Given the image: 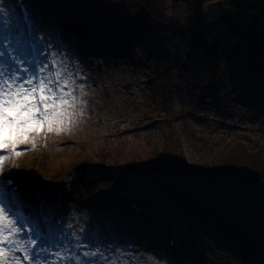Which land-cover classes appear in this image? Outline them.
Returning <instances> with one entry per match:
<instances>
[{"label": "rangeland", "instance_id": "1", "mask_svg": "<svg viewBox=\"0 0 264 264\" xmlns=\"http://www.w3.org/2000/svg\"><path fill=\"white\" fill-rule=\"evenodd\" d=\"M26 3L43 53L66 70V91L75 97L51 131L45 122L26 140L14 136V149L0 150V196L44 218L52 235L34 264H119L130 251L133 264H264L263 82L227 59L229 50L223 75L208 88L190 86L195 69L180 64V38L173 36L176 24L188 27L186 0ZM0 12V52L8 43L16 64L22 61L16 72L0 56V73L24 80L29 50L16 0H0ZM88 42L97 54L80 58L74 51ZM82 75L87 81L78 80ZM181 161L201 173L200 181L223 182L225 194L241 197L239 207L202 216L183 191L184 176L198 173L177 171ZM11 177L25 190L13 193L5 184ZM4 235L17 243L0 264H24L31 238L15 229Z\"/></svg>", "mask_w": 264, "mask_h": 264}, {"label": "trees", "instance_id": "2", "mask_svg": "<svg viewBox=\"0 0 264 264\" xmlns=\"http://www.w3.org/2000/svg\"><path fill=\"white\" fill-rule=\"evenodd\" d=\"M186 1L189 5L188 27L176 24L173 36L176 39L179 35L180 38L177 44H174L180 64L182 63L185 70H190L191 67L195 69V72L188 71L190 86L196 91L197 87L204 85L208 88L223 75L221 63L225 60L224 57L229 56V50L233 53L227 59L241 61L248 71L264 84V0ZM192 60L194 66H191ZM181 168L177 171L182 172L183 175L198 173L189 164L184 167L183 161ZM200 175L201 173L184 176V180L188 181V187L183 188V191L187 193L190 203L194 202L200 206L202 216H206L205 213H209L212 209L217 214L226 207H239L242 202L241 197L234 195L235 193L225 194L227 188L221 187L223 182L215 184L211 180L200 181L198 177ZM189 182L193 184L207 182L209 185L206 186L209 188L200 192L195 189L197 186L192 187ZM195 219L199 224L202 223L201 218ZM206 219L210 224V218Z\"/></svg>", "mask_w": 264, "mask_h": 264}, {"label": "snow or ice", "instance_id": "3", "mask_svg": "<svg viewBox=\"0 0 264 264\" xmlns=\"http://www.w3.org/2000/svg\"><path fill=\"white\" fill-rule=\"evenodd\" d=\"M3 55L4 53L0 52V56ZM47 71L49 70L43 66H37L36 73L30 74L24 80H21L16 72L11 76L0 73V150L7 149L8 145H12L14 149L18 142L14 136H23L26 140L25 133L36 129L37 126H43L45 122L51 131L52 123H59L67 109L73 107L69 103V97L75 100L72 95L74 89L66 91L70 83V78L65 77L66 70L60 69L49 75H39ZM4 160L5 157L0 156V172L3 171ZM11 213V208L6 204H0V243L7 239L3 236L5 231L11 233L14 229L22 231L25 228L24 225L17 226V219H8ZM29 231L30 234L38 233V228Z\"/></svg>", "mask_w": 264, "mask_h": 264}, {"label": "bare ground", "instance_id": "4", "mask_svg": "<svg viewBox=\"0 0 264 264\" xmlns=\"http://www.w3.org/2000/svg\"><path fill=\"white\" fill-rule=\"evenodd\" d=\"M80 35H83V34H80ZM21 43V46H22V52H21V54H22V56L24 57V55L26 54L25 53V51H24V47H23V43L22 42H20ZM84 54L86 55V56H84L85 58L86 57H91L92 58V56H89V51H87V52H84ZM91 55L93 54V55H95V54H97V51H92V53H90ZM116 54H119V53H116ZM81 62H83V61H89V60H87V59H82V60H80ZM25 69H27V66H26V63H24V68H23V70H22V73L23 74H25L26 73V71H25ZM13 73H11V75H12ZM19 76L21 75V74H18ZM27 87H30V85H27ZM100 122L102 121L101 119L99 120ZM12 178V177H11ZM17 182H19V184H20V189H21V192L23 191V190H25V187H24V185H23V182L21 183V181L19 180V179H17ZM14 193V192H13ZM20 193V192H19ZM15 194H17V192L15 193ZM2 199H3V202H5V199H4V197L2 196ZM3 236L4 237H6L7 239H6V241L5 242H3V243H0V245H4V247H6V248H2V247H0V249H2V253H0V256H5V254H6V251H7V249L9 248L10 249V247L11 246H13L14 245V243L16 242L17 243V240H12L11 238H9L8 237V235H4V233H3ZM24 239V238H23ZM20 242V244H21V247H23V240L21 241H19ZM47 243V242H46ZM46 243H44V244H46ZM92 248V247H91ZM159 250V249H158ZM160 250H161V248H160ZM134 252V251H133ZM159 254H160V252L159 251H157V256H158V260L160 261V262H163V261H166V259H163L162 260V257H163V255H162V253H161V258L159 257ZM42 260L45 258V255H42ZM86 259H89V257H85ZM134 259V256H133V253L130 251V252H124L123 254H122V256L120 255V260H121V262L119 263V264H133V260ZM162 260V261H161ZM158 261V262H159ZM194 261H196L197 262V264H201L200 263V259L198 258V259H196V260H194ZM164 263V262H163ZM96 264H98V263H96ZM101 264V263H100Z\"/></svg>", "mask_w": 264, "mask_h": 264}]
</instances>
